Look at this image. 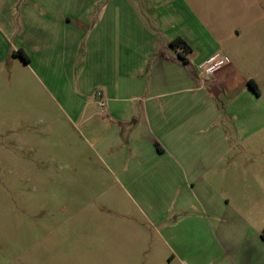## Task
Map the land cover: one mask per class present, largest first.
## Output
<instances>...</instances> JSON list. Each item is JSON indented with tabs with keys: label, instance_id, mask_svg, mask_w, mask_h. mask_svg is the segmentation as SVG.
I'll return each mask as SVG.
<instances>
[{
	"label": "rangeland",
	"instance_id": "rangeland-1",
	"mask_svg": "<svg viewBox=\"0 0 264 264\" xmlns=\"http://www.w3.org/2000/svg\"><path fill=\"white\" fill-rule=\"evenodd\" d=\"M0 1L15 5L6 15L22 27L26 5L35 26L41 5H81L86 21L99 19L95 14L102 11L104 17L127 20L129 36H139V46L151 50L145 81H152L155 70L154 80L164 82L175 69L180 81V64L188 61L186 81L206 88L217 80L215 73H205L210 64L201 62L214 53V60L226 59L233 68L225 93L241 99L242 116L253 111L258 116L259 155L250 163L264 183V0ZM178 34L189 41L192 54L173 53L170 41ZM88 39L82 32L73 53L43 59L23 43L27 63L12 54L16 41L0 40V264H192L172 255L184 252L178 244L198 241L186 227L203 225L200 203L188 195L190 217L182 215L176 218L181 224L171 226L176 187L116 180L80 136L76 116L82 100L99 101L102 94L89 68ZM169 62L176 63L170 70ZM248 80L258 87L256 103L245 101ZM235 158L231 153L226 163ZM263 192L259 186V195ZM212 235V252L221 259V237L216 230Z\"/></svg>",
	"mask_w": 264,
	"mask_h": 264
},
{
	"label": "crops",
	"instance_id": "crops-1",
	"mask_svg": "<svg viewBox=\"0 0 264 264\" xmlns=\"http://www.w3.org/2000/svg\"><path fill=\"white\" fill-rule=\"evenodd\" d=\"M12 6L0 1V40L16 41L12 54L26 63L23 43L43 59L47 54L73 53L82 32L88 34L89 68L104 95L105 107L99 108L91 97L82 100L77 129L111 175L130 186L155 182L176 187L171 196L173 227L181 224L176 218L191 215L188 195L200 203L203 225L186 227V233H196L198 241L178 244L184 252L172 257L192 264H264V192L258 193L264 183H259L256 166L250 163L259 155L255 140L258 116L255 111L242 116L241 99L225 93L233 66L219 59L223 64L209 72L215 73L217 81L206 88L195 89L186 81L188 61L180 64V81L177 69L170 70L176 64L172 62L168 63V80L155 81L152 64V81H145L151 50L146 53L139 46V36H129L127 20L104 17L102 11L95 14L99 19L86 21L81 5H41L36 8L40 20L35 26L33 13L26 9L30 5H26L22 27L6 15ZM29 23L34 28H28ZM176 39L187 44L191 49L187 54H192L189 41L180 34L170 46ZM33 41L37 42L34 47ZM171 48L175 55L183 51L181 46ZM213 55L200 65H213L217 61ZM1 65L0 59V70ZM247 82L245 101L256 103L259 91L251 90ZM231 153L236 157L234 163H226ZM214 230L221 237L217 243L221 259L212 252L216 248L210 241Z\"/></svg>",
	"mask_w": 264,
	"mask_h": 264
},
{
	"label": "trees",
	"instance_id": "trees-1",
	"mask_svg": "<svg viewBox=\"0 0 264 264\" xmlns=\"http://www.w3.org/2000/svg\"><path fill=\"white\" fill-rule=\"evenodd\" d=\"M171 46H181V47H183L182 49H183L186 53H189L190 50H191L190 47H189L187 44H185L181 39H176L175 41H173V42L171 43ZM23 59H24V58H23ZM247 85H248V87H249L251 90H253L255 93L258 94V90H257V88H256V84H255V82H254L253 80H248ZM262 237L264 238V235H262Z\"/></svg>",
	"mask_w": 264,
	"mask_h": 264
},
{
	"label": "built area",
	"instance_id": "built-area-1",
	"mask_svg": "<svg viewBox=\"0 0 264 264\" xmlns=\"http://www.w3.org/2000/svg\"><path fill=\"white\" fill-rule=\"evenodd\" d=\"M211 60V59H210ZM209 60V61H210ZM208 61V62H209ZM209 64H210V62H209ZM223 64V61H220V60H217L213 65H209L206 69H205V72L206 73H209V72H211L215 67H219L220 65H222ZM99 98H100V100L98 101V106H99V108H101V109H103L104 107H105V101H104V99L102 98V94H98L97 95Z\"/></svg>",
	"mask_w": 264,
	"mask_h": 264
}]
</instances>
